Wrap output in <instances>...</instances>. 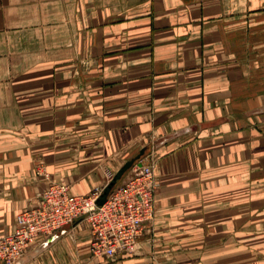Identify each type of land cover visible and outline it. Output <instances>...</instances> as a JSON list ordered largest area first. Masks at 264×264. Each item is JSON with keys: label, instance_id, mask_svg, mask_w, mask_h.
Returning <instances> with one entry per match:
<instances>
[{"label": "crops", "instance_id": "1", "mask_svg": "<svg viewBox=\"0 0 264 264\" xmlns=\"http://www.w3.org/2000/svg\"><path fill=\"white\" fill-rule=\"evenodd\" d=\"M263 81L264 0H0V237L46 187L41 161L88 194L152 154L138 254L94 259L78 224L22 264H264V184L238 183L240 142L256 157L239 103Z\"/></svg>", "mask_w": 264, "mask_h": 264}, {"label": "built area", "instance_id": "2", "mask_svg": "<svg viewBox=\"0 0 264 264\" xmlns=\"http://www.w3.org/2000/svg\"><path fill=\"white\" fill-rule=\"evenodd\" d=\"M156 163L152 154L143 156L133 165L131 176L100 204L112 176L88 194H77L69 184L54 180L41 161L36 174L46 187L37 193L35 203L16 216L13 231L0 237V264H16L41 241L78 224L90 231L92 258L114 261L138 254L142 237L156 219Z\"/></svg>", "mask_w": 264, "mask_h": 264}, {"label": "rangeland", "instance_id": "3", "mask_svg": "<svg viewBox=\"0 0 264 264\" xmlns=\"http://www.w3.org/2000/svg\"><path fill=\"white\" fill-rule=\"evenodd\" d=\"M251 67V65H249ZM238 69H241V66H237ZM262 71L256 73V75H261ZM258 78V77H257ZM254 80V78H253ZM258 80V79H256ZM260 81V82H259ZM264 83V81H263ZM258 86L262 84V79L256 81ZM262 89V86H260ZM258 95V94H257ZM244 99V98H243ZM250 100L246 104V102L239 103V113H238V132L240 133V141L245 140L246 136L241 135V132H244L246 129L251 131V134L248 135L249 138H253L251 141L255 142L254 155L256 156L253 160L250 158L251 147L244 149L245 146L242 142L240 145V165H239V185L243 186L246 184H254V185H262L264 184V173L262 169H264V114L251 115L253 110L258 109L261 106H264V95H258L253 98H249ZM246 105V106H245ZM248 105V106H247ZM247 108V109H245ZM245 135V134H244ZM260 142V144H258ZM253 145V144H252ZM251 149V150H250ZM242 150V151H241ZM246 151L249 155V160L246 154ZM249 173L250 176L243 177L241 175H247Z\"/></svg>", "mask_w": 264, "mask_h": 264}, {"label": "water", "instance_id": "4", "mask_svg": "<svg viewBox=\"0 0 264 264\" xmlns=\"http://www.w3.org/2000/svg\"><path fill=\"white\" fill-rule=\"evenodd\" d=\"M262 112H264V108H261L260 111H257L256 113H262ZM115 182H116V178L111 180L110 183L106 186L104 194L102 195L101 199L99 200L100 204H102L105 201L107 195L110 193V191H111L112 187L114 186ZM57 238H58V236H53L52 238H50V240L46 241L43 245L39 246L36 250L39 251L40 249L45 248L46 246L49 245L50 242L55 241ZM25 258L26 257L24 256L16 264H22L24 262Z\"/></svg>", "mask_w": 264, "mask_h": 264}]
</instances>
